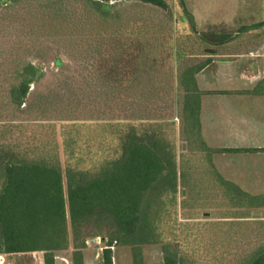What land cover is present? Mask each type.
<instances>
[{"label":"trees","instance_id":"16d2710c","mask_svg":"<svg viewBox=\"0 0 264 264\" xmlns=\"http://www.w3.org/2000/svg\"><path fill=\"white\" fill-rule=\"evenodd\" d=\"M87 1L96 6L99 18L112 4V0ZM134 1L166 10L174 6L178 34L184 40L173 36L170 27L169 38L157 41L155 34L134 26L116 51V71H124L122 83L138 85L144 82L146 73L165 61L174 72V117L160 121L135 117L108 124L104 136L112 135L114 127L118 153L91 166H86L82 157L71 158L73 151L69 150L74 141L71 131L79 132L89 124L63 121L57 131L55 124L44 120L0 119V253L42 251L44 264H54V251L71 249L73 264H83L86 241L100 236L104 242L102 264H113L112 245L131 246L134 264H143L137 250L142 244L153 243L161 244L163 264H184L171 245L185 239L190 227L178 220V179L185 185L188 177L200 172L198 197L208 182L214 192L217 189L222 193L229 209L252 208L263 199L224 179L215 169V149L208 147L201 135V91L196 74L213 58L229 60L264 40V21L225 32L226 38L219 41L217 35L196 29L183 0ZM13 55V51L6 53L0 48V111L23 113L27 112L23 107L29 106V85L39 75V68L22 55ZM203 56L202 62L191 64L193 58L200 60ZM55 62L61 64L58 59ZM93 64L87 62L90 67ZM102 69L100 81L104 87L108 69L105 64ZM87 70L92 78L93 71ZM178 139L187 145V150L179 154ZM90 221H94L93 228L88 226ZM101 224H107V230ZM245 264H264L263 251L255 252Z\"/></svg>","mask_w":264,"mask_h":264},{"label":"rangeland","instance_id":"374dc122","mask_svg":"<svg viewBox=\"0 0 264 264\" xmlns=\"http://www.w3.org/2000/svg\"><path fill=\"white\" fill-rule=\"evenodd\" d=\"M111 3L102 18H99L96 6L87 0H7L0 3V48L6 53L13 51L14 55H22L25 61H32L39 68V75L29 85L26 97L29 106L23 107L27 112L3 109L0 119L44 120L55 124L57 131L63 121L89 124L80 127L79 132L71 131L72 139L77 141L69 145V150L73 151L71 158L82 157L86 166L114 158L118 153L114 127L112 135L104 136L108 124H120L135 117L160 121L175 115L174 72L165 61L146 73L144 82L135 85L122 83L124 71H116L119 64L115 54L124 44V36L130 34L134 26L155 34L157 41L169 38L167 27H170L173 36L184 40V36L178 34V24L174 20L176 8L172 6L166 10L134 0H112ZM200 32L224 40V33L228 31ZM204 58H193L190 62L196 65ZM57 59L61 64H56ZM103 59H106L104 64L108 69L104 87L100 81ZM87 62L94 63L93 67ZM88 68L93 71L92 78ZM175 128L177 131L178 125ZM56 140L63 162L59 134ZM186 150L185 141L178 139L177 153ZM45 153L49 155V152ZM39 154L44 155L43 152ZM198 174L188 177L189 182L185 185L178 179V220L190 227L185 239L171 245L183 257V263L245 264L258 250L264 253V193L256 194L257 198L263 199L252 208L229 209L222 193L217 189L218 193L214 192L208 182L205 192H199L201 197H198ZM63 186L65 190L64 176ZM67 223L71 240L69 220ZM93 224L94 221L88 222L90 228ZM101 225L104 231L107 230V224ZM99 238L94 237L96 241L92 246L86 241L87 253L93 255L102 250L104 242ZM111 250L114 264H134L131 246L112 245ZM59 253L70 254L69 250ZM138 256L143 264H163V252L158 243L140 245Z\"/></svg>","mask_w":264,"mask_h":264},{"label":"crops","instance_id":"0c3cea01","mask_svg":"<svg viewBox=\"0 0 264 264\" xmlns=\"http://www.w3.org/2000/svg\"><path fill=\"white\" fill-rule=\"evenodd\" d=\"M183 2L198 31H235L264 21V0ZM196 82L201 135L215 149V169L246 192L264 193V40L229 60L213 58L196 74ZM88 247L82 251L83 264H102V250L91 255ZM68 250L54 251V264H73ZM0 264H44L43 252L0 253Z\"/></svg>","mask_w":264,"mask_h":264},{"label":"water","instance_id":"95a60500","mask_svg":"<svg viewBox=\"0 0 264 264\" xmlns=\"http://www.w3.org/2000/svg\"><path fill=\"white\" fill-rule=\"evenodd\" d=\"M90 242H94V241H96L94 238H91L90 240H89ZM99 241L101 242V241H103V237H100L99 238Z\"/></svg>","mask_w":264,"mask_h":264}]
</instances>
